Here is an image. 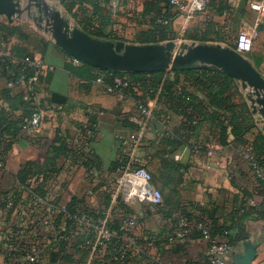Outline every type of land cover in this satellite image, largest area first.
<instances>
[{
    "label": "trees",
    "instance_id": "1",
    "mask_svg": "<svg viewBox=\"0 0 264 264\" xmlns=\"http://www.w3.org/2000/svg\"><path fill=\"white\" fill-rule=\"evenodd\" d=\"M58 1L65 14L90 37L110 42L123 40L112 29L115 24L113 15L122 0H117L115 7L111 6V0ZM231 9L227 0H208L201 29L195 27L186 30L183 39L200 44L222 43L234 48L233 33L236 31V23L232 19ZM176 15L179 14L170 6L169 0H146L142 12L136 17L137 21L142 20V24L146 25L145 29L138 32L137 43L161 44L175 40L171 23ZM213 15L223 17V23L219 24L213 20ZM47 45L42 35L9 24L5 19L0 21V51L7 50L9 53L8 56L0 55V78H5L14 85L9 89L0 90V173L8 169L14 148L22 139H28L43 149L46 157L43 164L35 161L24 162L15 174L10 190L0 193V219L3 220L1 221L3 227L0 230V252L4 242H14L18 239L22 244H26L37 232L27 227L19 216L27 207L28 194L47 196L50 184L64 170L65 165L68 166L67 170L78 168L77 171L88 178L89 171L96 176L100 171L99 161L90 147L84 149L80 144L81 140L85 139L90 146L96 134L97 122L93 115H89L85 122L73 126L70 130L57 129L54 138L43 144L36 138H27L24 134L23 127L34 113L39 110H50L53 105L68 103L66 97L47 90L44 99L35 100L34 94L40 90L42 82L49 79V75L44 78L42 74L35 86L28 87V96L24 99L25 93L21 84L27 85L33 74V69L28 67L25 61L39 57L44 63L42 55ZM255 62L256 65L259 64L258 60ZM65 68L72 75L88 82L101 78L105 86H111L116 77H125L128 85L121 91L137 101L139 111L140 107L147 108L148 100L156 101L155 107L151 110L153 120L150 123H159L161 131L150 144L153 152L140 159L146 169L151 167L153 185L160 184L164 188L174 183L176 175L185 167L171 160L170 155L181 147L189 150L202 149V144L197 140V131L201 124L211 122L215 145L221 148L233 146L236 149L237 157L245 164L247 170L245 174L239 173L244 180L249 176L253 186L250 189L238 186L232 172L231 185L237 189V193L233 195L229 208L219 206L210 199L205 203L179 201L170 206L172 226L165 237L147 234L134 239L130 232L126 231L119 233L118 238L106 244L104 250L96 248L94 252L82 246L85 237L74 231L73 225L65 219L64 213H58L54 216V224L63 223L65 231L62 233L65 239L54 247L55 250L48 253L46 260L51 263L72 262L90 255L93 264H129L135 259L132 249L136 246L139 247L142 259L149 260V264H158V257L151 256L148 251L151 247L164 242V239H202L200 231L196 228L178 237L177 228L182 219L192 227L200 222L206 223L211 239L223 238L231 246L249 239L246 222L251 219H264V135L257 130L251 108L240 92L236 79L219 69L211 68L170 73L105 71L82 63L80 67L68 63ZM246 145L250 148L245 147ZM245 153L251 154L260 166L261 178L255 175V170L244 159ZM128 163L129 156H123L120 161L116 160L113 163L114 170L117 168L122 171ZM130 166L137 165L131 163ZM106 190L108 191V188ZM111 195V192L103 193L100 206L104 210L110 205ZM255 196L261 197L262 201L258 205L250 206L249 201ZM53 203L56 205L55 199ZM164 203L169 206L167 200H164ZM101 209H91L86 205L84 198L77 197H73L64 208L67 214L84 211L92 218L99 217ZM134 214L128 205L119 202L117 212L113 213L108 225L117 229L120 216ZM206 244L208 246L207 242ZM203 264H208L207 254L203 257Z\"/></svg>",
    "mask_w": 264,
    "mask_h": 264
},
{
    "label": "crops",
    "instance_id": "2",
    "mask_svg": "<svg viewBox=\"0 0 264 264\" xmlns=\"http://www.w3.org/2000/svg\"><path fill=\"white\" fill-rule=\"evenodd\" d=\"M56 1L61 7L59 1ZM145 1L122 0L113 15L115 24L112 29L126 44L139 45L137 43L138 32L145 29L146 25L142 24V20L137 21L136 17L142 12ZM227 1L232 7L230 10L233 14L232 19L240 28L239 31H249L254 26H257L258 29L264 17H260L253 11L256 17L250 21L248 19L250 10L247 9L249 8L248 1ZM66 17L73 21L67 15ZM204 19V12L197 14L188 22L182 16L176 15L171 23L176 37L172 41L176 43H192V41L183 39V35L188 29L195 27L201 29ZM212 19L218 21L219 24H222L224 20L223 17H214V15ZM261 29L258 31L256 38L262 33ZM41 35L48 43L42 55L45 65L42 76L46 78L49 75V79L47 82H42L40 90L37 92V101L47 96V90L66 97L68 103L65 105H53L50 110L46 111L42 120L41 132L36 139L43 144V142L54 138L57 129L70 130L73 126L85 122L89 115H93L96 117L97 128L89 147L100 164V171L97 176L95 174L93 177L90 176V178L75 169L67 170L68 166L65 165L64 170L50 184L48 196L55 199L56 205L60 209L65 208L73 197L84 198L86 205L90 206L91 209H101L103 208L100 205L102 204L104 191L112 193L113 184L120 173L117 168L114 170L113 163L116 160L120 161L123 156L128 155L130 161L131 158L137 157L141 159L152 153L153 149L150 144L156 140L161 131V126L157 122L151 124L145 121L138 110L137 101L131 95H126L122 91L109 93L106 91L107 86L103 82H98L97 79L94 82H88L83 78L72 75L66 70V64L69 63L80 67L81 63L74 62L73 58L70 59L71 57L69 58L54 44L49 35L44 32ZM235 38H233V44L235 43ZM204 44L227 47L222 43ZM252 48L249 52L241 55L264 77V53L260 51L253 53ZM255 60L259 61L258 65H256ZM237 83L240 92L251 108L248 100L251 95L250 89H242L240 81L237 80ZM9 88H11L9 82L5 78H0V90ZM155 103V100H148L146 106L153 110ZM253 116L257 130L264 135L262 124L256 120V114H253ZM131 136H134L135 139L132 140ZM197 140L202 144V149L189 150L181 147L170 155L171 160L179 163L185 169L179 171L176 175V180L170 186L162 188L160 184H157V188L161 191L163 197L161 204L151 205L133 202L128 205L130 210L135 212L137 216L136 227L129 230L130 235L134 239L147 234L163 235L164 237L168 235V231L172 226L170 208L179 201L205 203L210 199L219 206L224 205L229 208L232 204L233 195L237 193V189L231 185L230 173L232 172L238 186L247 187L248 189L252 188L251 178L248 176L244 180L239 173L245 174L247 170L245 164L237 157L236 149L233 146L221 148L215 145L214 129L211 122H205L200 125L197 131ZM245 147L250 148L249 145ZM208 152L211 155H208ZM176 156L179 158L176 159ZM45 159L43 149L34 145L28 139L20 140L14 148L8 169L0 173V193L10 190L14 183V176L24 162L35 161L38 164H43ZM107 188L108 191L106 190ZM163 199L169 202V206H166ZM261 201V197L255 196L253 200L249 201V205L255 206ZM251 202L254 205L250 204ZM139 218L140 221L138 222ZM1 221L3 220L0 219V230L3 227ZM245 225L249 239L244 243L232 246V251L227 256L226 262L227 264H235V258L243 254L246 250V243H250L254 247V258L250 264H264V219H251ZM164 240V242L151 247L148 251L151 256L158 257V264H188V262L203 264V257H205L207 248V244L203 239ZM178 246L179 248H177ZM132 253L135 256V261L133 260L129 264L150 263L149 260L140 257L139 247H133ZM0 264H3L1 252ZM42 264H93V262L89 255L72 262L58 261L51 263L46 260Z\"/></svg>",
    "mask_w": 264,
    "mask_h": 264
},
{
    "label": "built area",
    "instance_id": "3",
    "mask_svg": "<svg viewBox=\"0 0 264 264\" xmlns=\"http://www.w3.org/2000/svg\"><path fill=\"white\" fill-rule=\"evenodd\" d=\"M117 0H111L110 4L115 7ZM208 0H169V4L186 22L193 19L197 14L203 13ZM249 7L260 17H264V0H248ZM258 33L257 26L251 30H241L237 33L234 43V50L238 53L249 52L252 48V42ZM0 55L8 56L9 53L0 51ZM74 62H78L73 59ZM25 64L33 69L32 76L28 79L27 85L21 84L24 89V99H27L28 87L37 84L39 76L45 70V65L39 57L27 59ZM98 82L102 83V79L98 78ZM10 87H14L9 83ZM128 81L125 77H116L111 86L106 87L109 93H117L122 88L127 87ZM37 100V94H34ZM140 113L145 121L150 123L153 120L151 109L140 107ZM46 111L39 110L34 113L23 127L24 134L27 138H37L41 132L42 120ZM134 140L135 137L131 136ZM81 147L89 148L87 140L82 139ZM208 155H211L208 152ZM244 159L248 165L255 170V175L262 177V170L256 163L254 157L249 153L244 154ZM176 159L179 157L176 156ZM131 163L137 166L131 167ZM78 170V168H76ZM87 175L94 176L92 171ZM114 188L111 195L110 205L107 209H101L100 216L97 218L90 217L84 211H76L67 214L64 208L60 209L54 205V198L51 196L40 197L37 194H28L27 207L19 214L20 218L25 221L27 227L37 230L28 243L22 244L21 241L15 239L14 242H4L2 246L3 264H42L46 261L48 253L55 250V246L63 242L65 237L62 232L65 231L63 223L54 224V216L58 213H64L65 219L69 220L77 234L85 237L82 246L89 248L92 252L96 248L104 250L106 244L119 237V233L129 231L137 224L136 214L131 216H120L119 226L117 229L109 227L108 223L113 213L117 212V205L122 202L129 205L133 202L139 204L159 205L162 202V195L153 183L150 172L141 164L139 158H131L128 165L120 171L118 177L113 184ZM250 204L254 205L253 202ZM192 228L200 231L202 239L208 243L207 256L208 264H227L226 258L232 251V246L225 239H211L210 232L206 223L200 222L195 226H189L185 220H180L177 228V236L182 237L191 232Z\"/></svg>",
    "mask_w": 264,
    "mask_h": 264
},
{
    "label": "water",
    "instance_id": "4",
    "mask_svg": "<svg viewBox=\"0 0 264 264\" xmlns=\"http://www.w3.org/2000/svg\"><path fill=\"white\" fill-rule=\"evenodd\" d=\"M50 36L67 56L95 69L125 73H170L196 69H219L250 89L252 113L264 130V77L233 48L220 45L176 43L131 45L90 37L47 0H0V16L9 24L22 15ZM235 258V264H250L254 247Z\"/></svg>",
    "mask_w": 264,
    "mask_h": 264
},
{
    "label": "rangeland",
    "instance_id": "5",
    "mask_svg": "<svg viewBox=\"0 0 264 264\" xmlns=\"http://www.w3.org/2000/svg\"><path fill=\"white\" fill-rule=\"evenodd\" d=\"M48 2L52 5V6H54V7H56L58 10H60L62 13H64L63 12V10H62V8L58 5V3H57V1L56 0H48ZM248 7H249V5H248ZM247 9H249L250 11H249V13H248V19L251 21V20H254V18L256 17L255 16V13L250 9V7L249 8H247ZM65 15V14H64ZM2 19H4V18H1L0 17V21H2ZM260 19H262V18H260ZM71 21V20H70ZM72 23H73V21H71ZM13 25H15V26H18V27H20L21 29H23V30H27V31H33L34 33H37V34H42V30L39 28V27H37L36 26V24L32 21V19L31 18H28L27 16H26V14H24V15H22V17L19 19V20H17L15 23H13ZM261 27H262V29H261ZM261 29V34H260V36H258L255 40H254V44H253V48H252V52L253 53H255V52H257V51H260V52H263L264 53V20L262 21V23L261 24H259V27H258V31H260V29ZM235 32L233 33V38H235V36H236V34L239 32V30H240V28L238 27V25H235ZM13 42H15V41H13ZM226 48H228V47H226ZM77 170V169H76ZM147 170L151 173V167H148L147 168ZM78 172V171H77ZM155 186V185H154ZM155 188L158 190V191H160L158 188H157V186H155ZM161 193V192H160Z\"/></svg>",
    "mask_w": 264,
    "mask_h": 264
}]
</instances>
